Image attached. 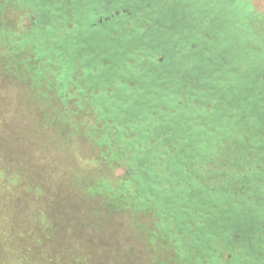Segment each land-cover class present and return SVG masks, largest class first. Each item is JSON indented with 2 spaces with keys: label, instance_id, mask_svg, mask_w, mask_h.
I'll use <instances>...</instances> for the list:
<instances>
[{
  "label": "trees",
  "instance_id": "1",
  "mask_svg": "<svg viewBox=\"0 0 264 264\" xmlns=\"http://www.w3.org/2000/svg\"><path fill=\"white\" fill-rule=\"evenodd\" d=\"M73 1L74 5H80L78 10L88 9L89 4L90 11L95 6L108 5L104 0ZM124 3L125 0H116L113 8ZM157 3L152 1L150 6H146L147 2L139 3L142 6L136 7L128 20L117 24L119 26H114L110 31L107 29H110L111 24L107 25L109 23L106 21L102 24L95 17L75 15L72 18L75 32L68 41H74L67 52L63 78L66 83L72 80L73 84L79 85L80 82L72 78L76 64H79L80 70L82 65L86 70H93L90 79L86 78V88L96 90L98 87L101 92H97L96 98L90 103L100 109L98 117L105 121L101 130L105 131L104 137L108 139L107 146L113 153L111 157L116 156L113 160L91 156L82 158V162L89 167H99L101 171L115 172L118 167H123L126 172L123 177L113 173L112 179L89 188L91 197L86 196L81 202L69 201L72 211L68 213L63 199L57 196L58 189L54 190L52 213L60 221L57 225L65 226L63 230L58 229L59 236L51 240L46 252L34 250V244H39L42 238L28 230L30 226L22 228L29 231L24 233V230L10 229L11 226L16 227V222L11 226L7 221L3 222L0 226V264H39L36 259L40 255L53 261L52 247L60 242L66 245L67 233H72V244L75 242V248L83 252L88 264H150L148 260L143 262L141 257L153 250L149 245L155 238L161 236L165 240V235H170V240L176 241L177 253L188 252L189 257L196 259L193 264H228L225 261L227 253L231 254L230 264H264V40L251 33V25L243 22L242 16L231 17L222 27L213 26L212 32L202 28L197 32L200 25L192 31L187 27L180 31L177 28L181 25L171 27L172 20L164 22V17L157 18L159 13L153 12ZM57 14L56 19L59 17ZM124 17L126 13L122 12L116 17V23ZM211 17L204 18V21ZM93 21L96 22L92 24ZM238 25L244 31L238 29L234 40L235 49L232 50L228 43H222L219 34L224 35L228 29L233 31V27ZM118 27L126 28V37L131 38L130 41L132 35L139 31L144 34L145 43L136 47L135 41H132V47L126 49L125 42H119L122 53L117 59L109 49L104 48L103 39H98L93 31L107 30V39L112 40L118 33ZM165 28L169 29L168 35L174 39L182 36L178 45L173 48L171 40L168 44L163 42L151 48L155 42L152 38L154 33L160 35L159 29ZM167 45L172 47L171 52L166 51ZM240 45L241 50L238 48ZM108 46L116 45L115 42H109ZM167 54L173 61L182 64L183 71L179 76L168 77L164 86L156 84V91L149 93L152 98H148L136 110L128 111L147 84L140 75L147 67L152 68L150 61L157 65L170 62L166 58L163 62L160 60ZM185 67L188 68L187 72ZM112 68H116V71H112ZM101 69H105L102 74L99 73ZM156 72L149 70L150 74L155 73L154 76H157ZM165 74L161 77L165 78ZM198 78L205 81L212 79L220 89H212L208 83L207 88L201 86L197 91V86L191 82ZM20 79L18 91H22L24 82L27 83L25 78ZM178 80L182 81L183 86H175ZM111 86L113 89L109 88ZM117 86L121 89L117 90ZM198 94L202 98H198ZM22 97L20 95V99ZM179 111L181 113L173 118L174 113ZM203 113H208L209 117L204 118ZM24 118V122L29 124L34 119H29L25 114ZM85 118L92 120L93 116L86 113ZM55 125L51 121L43 129L53 135V142L59 136V141H64L63 129ZM96 128H84L82 131L94 147L98 141L93 142L92 138H96L100 132ZM45 136L41 135L40 144L18 141L14 147L16 154L22 158L35 157L41 171L51 168L69 174V162H64L68 158L62 161L57 155L51 157L47 150L57 146L49 144L53 142H48ZM238 144H242L243 149V158L240 160L223 159L217 163L215 157L214 164L206 168L195 163L199 157L209 151L214 152L220 145H226L224 148L229 149V155L237 152ZM9 146L0 143L3 153H7ZM19 171H23L21 166ZM243 172H246V178ZM56 180L55 183L61 188L64 183L68 186L72 183L62 174ZM40 184H37V190L44 189ZM73 190H76L75 187ZM104 196L110 198L108 201L112 206L109 208L108 203L103 204L109 208L104 213L107 223L104 221L106 226L103 228L93 222V216L102 212L97 207H103ZM89 205L95 211L91 208L87 215L79 211ZM232 210H238V214L232 213ZM127 212L129 216L124 218L123 214ZM65 214L67 224L62 222L66 220ZM88 215H92V218ZM142 218L150 220L151 225H139ZM257 218L259 222H252ZM164 220L167 222L166 230L162 228L165 227ZM52 221L56 228L53 218ZM103 230L107 235L101 233ZM33 233L35 237L31 242L23 244L18 238L24 234L32 237ZM27 246L33 250H25ZM73 251L77 252V249ZM169 258L172 259V255ZM173 258L175 260L174 251Z\"/></svg>",
  "mask_w": 264,
  "mask_h": 264
},
{
  "label": "rangeland",
  "instance_id": "2",
  "mask_svg": "<svg viewBox=\"0 0 264 264\" xmlns=\"http://www.w3.org/2000/svg\"><path fill=\"white\" fill-rule=\"evenodd\" d=\"M242 2L246 5L243 7V13H210L206 17L200 15V26L197 32H200V28L208 31L209 27L211 28L209 31L212 32V29H214L212 27L216 26L217 20H221L219 26L222 27L224 22L229 21L231 17L239 18L242 16L243 22H248L251 25V33L260 40H264V0H241ZM46 5V0H0V143L10 145L7 153L5 151L3 153L0 149V220L2 221L0 226L5 221L10 226L13 222H16V227L11 226L10 229H16L17 231L24 230L22 228L26 225L30 226L28 230L37 233L42 238L39 244H34V250H45V252L48 248L47 245H51V240H56V237L59 236L58 229L63 230L65 226V224L57 225V222L60 221H57L55 214L52 213V210H54L51 207L54 190L58 189L59 195L57 196L63 199V205L68 213L72 211L69 201L76 202L78 200V202H81L86 196L91 197L89 188H95L101 185L102 181L106 182L109 178L112 179L111 175L113 173L123 177L126 172L123 167H118L115 172L114 170L101 171L99 167H89L88 164L82 162V158H90L91 156L99 159L111 158L112 160L116 157H111L113 153L107 146L108 139L104 137L105 131L101 130L105 121L98 117L100 109L97 105L90 103L91 100L96 98V93L101 92V89L98 87L96 90L86 88L88 83L86 78L90 79L93 70H86L84 65L80 70L77 63L72 78L74 81L80 82L79 85L73 84L72 80L66 83L63 78L67 52L74 41V39L68 41L75 32L72 28V18L75 15L83 17L84 13H82L83 9L79 10L80 13H76L74 9L64 7L55 9L56 12L53 13L50 21H42L41 15ZM221 6L222 2L215 9H219ZM104 8L106 7L95 6L93 11L88 13V16L95 17L96 21H99ZM117 9L114 8V11ZM56 14L59 16L57 19L55 18ZM210 16H212L210 20L204 21V18L207 19ZM225 17H228V20H224ZM54 19L56 20L53 21ZM96 21H93L92 24ZM234 23H236V20H234ZM233 29V31L228 29L224 32L227 33V37L226 40H221L222 43H228L229 37L233 40L236 39L240 27L238 25ZM240 30L244 31L243 28ZM232 32H235L234 38ZM20 77L25 78L27 81V83L24 82L22 91H18L17 88V83L21 82ZM112 87L109 88L113 89ZM20 95L23 96V99H20ZM86 113L91 117L93 116V119L85 118ZM24 114L29 119H35L36 116L37 119H33L30 124L25 123ZM107 120L110 121V119ZM51 121L63 129V133H65L63 136L64 141H59L61 139L59 136V139L55 138V142H53L51 140L53 135L50 132V135L48 134L49 130L43 129L48 122L50 125ZM91 127H97L96 130L100 129L99 135L92 138L93 142L98 141L96 147L92 146L90 141L86 139L87 137L85 138L82 134L84 128ZM41 135H46L45 139L48 142H53L49 144H56L57 146L47 150L51 157L57 155L62 161L66 158L69 159L64 161L69 162L68 165L71 167L69 174L62 173L63 170L54 171L51 168L41 171L35 157L22 158L16 154L14 147L18 141L40 144ZM55 136H58V134ZM225 146L220 145L214 149V152H207L204 156L199 157L195 163L197 166L203 165L202 167L206 168V166L214 164L215 157H217V163L223 159L233 161L243 158L242 144H238V151L232 152L230 155L229 149L224 148ZM20 166L23 169L22 172L19 171ZM61 174L63 178H69L67 181L72 182L69 186L64 183L63 188H61L55 183L56 178ZM242 175L245 178L247 177L246 172H243ZM124 180L126 179L124 178ZM108 183L110 182L108 181ZM37 184H40L44 189L37 190ZM74 187L75 191L73 190ZM104 199L105 201L101 204L103 207H97L102 212L93 216V222L100 224V227L105 225L106 216H104V213L112 206L111 202L108 201L109 197L104 196ZM107 203L110 205L109 208L103 205ZM91 208L95 211L92 205L87 206L84 210L80 208L79 211L85 212L84 215H87V213H90ZM24 211L26 212L24 213ZM1 212H3V215H1ZM123 215L124 218L129 216L128 212ZM88 216L92 218V215ZM52 218L54 224L57 225L56 228L52 225ZM65 218L66 220L62 222L67 224L66 214ZM164 222L165 227L162 228L166 230L167 222L165 220ZM143 224L150 226L151 221L142 218L139 225ZM154 228H157V226L154 225ZM28 230H24V233H28ZM104 232V230L101 231L103 235H107ZM170 232H172V226H170ZM71 235L72 233H67L66 239L68 241L66 245L60 242L56 247H52L53 250L50 251L53 252V261H49L44 258V255H40V258L36 259L38 263L88 264L83 252H79V248H75L77 247L74 246L75 242L72 244L74 240ZM33 237H35V234L32 237L27 234L18 236L23 244L31 242ZM175 245L176 241L170 240V235H165V240L158 236L149 245L153 250L148 251V253L145 252L141 260L143 262L148 260L151 262L150 264H156L157 262L193 264L196 262V259L189 257L188 252L179 250L181 254L177 253V246ZM25 248V250H33L29 246ZM73 249H77V252ZM173 251L175 252V260ZM78 254L81 256H78ZM170 255H172V259L169 258ZM227 255L225 261L230 264L231 254L227 253Z\"/></svg>",
  "mask_w": 264,
  "mask_h": 264
},
{
  "label": "water",
  "instance_id": "3",
  "mask_svg": "<svg viewBox=\"0 0 264 264\" xmlns=\"http://www.w3.org/2000/svg\"><path fill=\"white\" fill-rule=\"evenodd\" d=\"M83 1L84 2H88V0H83ZM127 5H129L127 2H125L124 4H119L118 9L119 8L120 9L121 8H126ZM111 9L112 8L109 9L110 10L109 13L108 12L103 13L104 15H106L105 16V20H109V21L113 20L114 21L110 25V27H109L110 29H107L109 31L111 29H113L114 26H119L117 24H122V22H124L126 20V17H124L123 20L120 19L119 23H116L117 22L116 19L112 18V17L115 16L116 13H114ZM160 16L164 17V22L172 20V23L170 24L171 27H173L174 25L177 26V23L179 22V19L174 18L169 13H159V16L157 18H160ZM110 18H112V19H110ZM177 29L182 30L183 28H181V29L177 28ZM107 30H106V32H103L101 30H96V31H93V32H94V34L98 35V37H97L98 39H103L104 48L109 49V51H111L110 52L111 55L113 57L117 58V59L122 53L120 51V48L118 47V43L119 42H121V43L125 42V48L126 49L132 47V45H133L132 41H135L134 45L136 47L142 45L143 43H145L144 34L140 33L139 31H136L134 33V35L131 34L133 38H132V41H130L131 38L126 37V28H122V27L119 28L118 27V33H117L115 39H112V40H108L107 39V36L109 37V33H108L109 31H107ZM159 30H160L159 31L160 35L159 34L155 35V33H154V35L152 34L153 35L152 38L155 40V42H153V46L151 48L157 47V46L161 45V43H163V42L168 44V42H170L171 40L174 43L173 48L178 45L179 40L181 39L182 36H179L178 39H174V38H172V35H168L169 34V29L167 30L165 28V29H159ZM219 35H220L219 37H220L221 40H226L227 33H225L224 35L222 33H220ZM234 35H235V32H232V37ZM109 42L110 43L115 42L116 46L115 47H109L108 46ZM228 45H229V48H231L232 50L235 49L234 48L235 44H234V40L233 39L228 40ZM241 47H242V45L240 46L239 50H241ZM166 51L171 52L172 51V47H169L167 45L166 46ZM164 58L170 59V62L165 61L163 65H157V64H153V62L150 61V67H152V68L147 67V70H145L144 73L142 75H140V77L143 78L147 82V84L145 85L144 89L141 91V94L138 97H136L135 100L132 102V104L129 106L128 111L136 110L142 104L144 105L148 98H152V96L149 95V93L152 92L153 90L156 91V86H157L156 84H161L162 86H164L168 77L171 78L172 75L179 76L181 70L183 71L182 64L179 61H173V59L168 54L164 55L162 57V59H164ZM194 66H196V64ZM185 68H187V67H185ZM150 69L157 70V72H156L157 76H154L155 73L150 74L149 73ZM187 70H188V68L185 69V72H187ZM104 71H105V69H101V71L99 73L102 74V73H104ZM112 71H116V68H112ZM164 74H165V76H164L165 78H162L161 76L164 75ZM160 78L164 79V80H161ZM175 82H176V84H175L176 87L183 86V83H182L181 80H178V81H175ZM191 83L193 85L197 86V88H196L197 91H199L201 86L207 88V84L208 83H209V86L212 89H215V90L220 89V86H217V83H214L212 81V79H210V81H205V80H200L198 78L197 80H193ZM119 89H121V87L117 86V90H119ZM188 89H189V87H188ZM206 91H209V90H206ZM198 98H202V96H200L198 94ZM130 108H132V109H130ZM180 113H181V111L175 112L173 118L177 117ZM202 115H203L204 118H208L209 117L208 113H203ZM228 205H229V208H230L231 207V203H229ZM232 213H237L238 214V210H235L234 212L232 210ZM232 213H230L229 215L231 216ZM214 216L217 217V214H214ZM232 217H233V214H232Z\"/></svg>",
  "mask_w": 264,
  "mask_h": 264
},
{
  "label": "flooded vegetation",
  "instance_id": "4",
  "mask_svg": "<svg viewBox=\"0 0 264 264\" xmlns=\"http://www.w3.org/2000/svg\"><path fill=\"white\" fill-rule=\"evenodd\" d=\"M107 2L108 5H106L104 10L101 12V18L99 19V22L103 24V21H106L110 24L114 22L113 20H105V16L103 13L108 12L109 9L116 13L113 19H116L117 16H120L122 12L126 13V20H128L132 14H134V10L136 7L142 6L141 4L143 2H147L146 6H150L152 1H157L156 8L154 9V13H171V15L179 19V22L177 25H181L179 28L185 29L186 27L192 31L194 29H197L198 25H200V15L203 17L209 16L210 13H243V7L246 5L244 2L241 3V0H125L129 5L126 6V8H119L117 11H114L113 4L116 2V0H104ZM133 1V2H132ZM222 2V6L219 9H215L217 5ZM60 3L62 5H60ZM73 0H46V7L43 10V14L41 15L42 21H50L51 17H53V13L55 9L59 8H72L76 9V13H80L78 10L79 4H73ZM141 3V4H139ZM87 5L86 3L84 4ZM81 7H83V4H81ZM90 4L88 5V9H81L84 13L83 17H87L90 12ZM75 11V10H74ZM110 18V19H112ZM184 22V23H183ZM221 23V20H218L217 26H219ZM106 24V23H105ZM180 30V31H183ZM211 28L209 27L208 30ZM216 34V32H214ZM213 34V35H214ZM241 46V45H240ZM238 48H240L238 46ZM160 60L163 62L164 59L162 57ZM259 222L258 218L256 220H253L252 222Z\"/></svg>",
  "mask_w": 264,
  "mask_h": 264
}]
</instances>
